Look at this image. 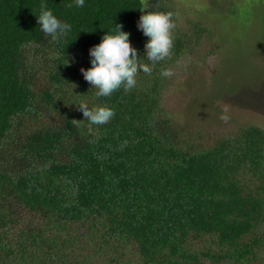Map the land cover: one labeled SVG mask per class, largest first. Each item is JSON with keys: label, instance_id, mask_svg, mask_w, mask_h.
I'll use <instances>...</instances> for the list:
<instances>
[{"label": "trees", "instance_id": "trees-1", "mask_svg": "<svg viewBox=\"0 0 264 264\" xmlns=\"http://www.w3.org/2000/svg\"><path fill=\"white\" fill-rule=\"evenodd\" d=\"M43 2L72 26L59 42L39 29L42 0H0V264H263L264 130L204 139L162 106V69L201 52L208 29L182 27L175 0ZM147 11L173 13L172 55L96 97L89 48L119 24L150 63ZM81 103L115 115L89 127Z\"/></svg>", "mask_w": 264, "mask_h": 264}, {"label": "rangeland", "instance_id": "rangeland-1", "mask_svg": "<svg viewBox=\"0 0 264 264\" xmlns=\"http://www.w3.org/2000/svg\"><path fill=\"white\" fill-rule=\"evenodd\" d=\"M175 8L182 27L195 20L208 32L201 52L171 67L162 106L174 125L204 139L247 125L264 130V0H175ZM211 43L221 46L208 56Z\"/></svg>", "mask_w": 264, "mask_h": 264}, {"label": "clouds", "instance_id": "clouds-1", "mask_svg": "<svg viewBox=\"0 0 264 264\" xmlns=\"http://www.w3.org/2000/svg\"><path fill=\"white\" fill-rule=\"evenodd\" d=\"M69 6L83 8L85 0H73ZM172 17V12L147 11L137 21V29L147 38L143 45V55L150 63L140 62L138 50L130 43V33L122 31L123 26L119 24L112 31L105 32L100 42L89 48L90 67L81 68L80 71L84 80L96 90V97H109L121 88L125 92L133 89L137 84L136 77L139 72L151 73L150 64H156L172 55L175 28ZM36 20L40 31L50 36L53 41L59 42L72 29L71 24L58 19L43 0ZM160 75L169 78L172 77L173 71L171 68H165ZM78 106L83 120L88 122L89 127L106 125L115 115L114 110L105 105L89 108L87 104L81 103ZM219 119L225 123L230 120L227 108L222 109Z\"/></svg>", "mask_w": 264, "mask_h": 264}]
</instances>
